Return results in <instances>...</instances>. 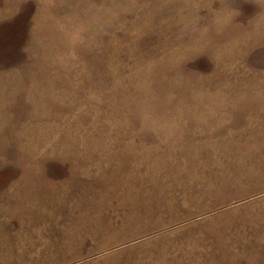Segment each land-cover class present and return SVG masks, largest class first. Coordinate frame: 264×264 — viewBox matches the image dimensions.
I'll use <instances>...</instances> for the list:
<instances>
[{"label": "rangeland", "instance_id": "1", "mask_svg": "<svg viewBox=\"0 0 264 264\" xmlns=\"http://www.w3.org/2000/svg\"><path fill=\"white\" fill-rule=\"evenodd\" d=\"M0 264H264V0H0Z\"/></svg>", "mask_w": 264, "mask_h": 264}]
</instances>
